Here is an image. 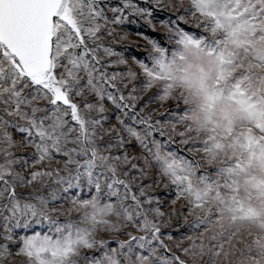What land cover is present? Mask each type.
I'll list each match as a JSON object with an SVG mask.
<instances>
[{
  "label": "snow or ice",
  "instance_id": "obj_1",
  "mask_svg": "<svg viewBox=\"0 0 264 264\" xmlns=\"http://www.w3.org/2000/svg\"><path fill=\"white\" fill-rule=\"evenodd\" d=\"M0 264H264V0H0Z\"/></svg>",
  "mask_w": 264,
  "mask_h": 264
},
{
  "label": "rangeland",
  "instance_id": "obj_2",
  "mask_svg": "<svg viewBox=\"0 0 264 264\" xmlns=\"http://www.w3.org/2000/svg\"><path fill=\"white\" fill-rule=\"evenodd\" d=\"M130 39L133 40V41L143 42V41H142L139 37H137L135 34L131 35Z\"/></svg>",
  "mask_w": 264,
  "mask_h": 264
}]
</instances>
